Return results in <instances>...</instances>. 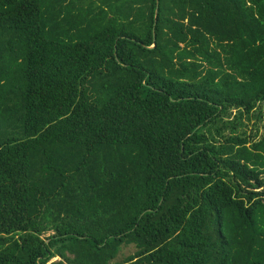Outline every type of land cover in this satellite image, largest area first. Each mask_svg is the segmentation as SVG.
Wrapping results in <instances>:
<instances>
[{"label": "trees", "instance_id": "1", "mask_svg": "<svg viewBox=\"0 0 264 264\" xmlns=\"http://www.w3.org/2000/svg\"><path fill=\"white\" fill-rule=\"evenodd\" d=\"M230 109L264 119V0H0V264H264Z\"/></svg>", "mask_w": 264, "mask_h": 264}, {"label": "rangeland", "instance_id": "2", "mask_svg": "<svg viewBox=\"0 0 264 264\" xmlns=\"http://www.w3.org/2000/svg\"><path fill=\"white\" fill-rule=\"evenodd\" d=\"M216 129H222L224 136H230L231 130H235V135L244 138L254 137L257 132L261 136L264 133V119H259L255 114L247 117L241 114L239 110L230 109L226 118L217 127L211 128L214 136H216ZM134 250L133 246L122 247L118 260H122V258L132 254Z\"/></svg>", "mask_w": 264, "mask_h": 264}, {"label": "water", "instance_id": "3", "mask_svg": "<svg viewBox=\"0 0 264 264\" xmlns=\"http://www.w3.org/2000/svg\"><path fill=\"white\" fill-rule=\"evenodd\" d=\"M158 13H159V4H158L157 16H158Z\"/></svg>", "mask_w": 264, "mask_h": 264}]
</instances>
